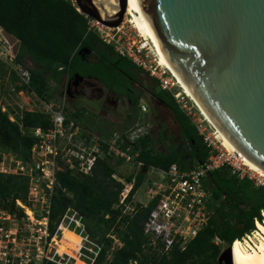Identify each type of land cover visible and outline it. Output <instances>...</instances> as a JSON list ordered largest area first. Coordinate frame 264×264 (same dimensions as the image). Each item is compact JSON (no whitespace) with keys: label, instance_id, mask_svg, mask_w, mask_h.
<instances>
[{"label":"trees","instance_id":"obj_1","mask_svg":"<svg viewBox=\"0 0 264 264\" xmlns=\"http://www.w3.org/2000/svg\"><path fill=\"white\" fill-rule=\"evenodd\" d=\"M0 26L10 31L20 40L14 55V62L23 64L25 59L32 62L27 67L30 72V89L43 99L56 98L57 90L76 69L80 46L89 48L100 44V63L110 69L122 68L129 74L141 71L131 60L117 54L111 45L101 42L97 34L86 30V19L70 0H0ZM11 82L19 81L16 72H8ZM158 85V81L154 79ZM16 90L26 88L14 84ZM174 115L179 127L182 145L166 143L168 135L163 129L153 135L151 132L139 137L132 145L136 160L143 163L137 172L122 173L118 170L123 160L98 159L90 175L72 174L70 171L57 173L61 188L70 193L67 196L57 189L51 198L49 214V233L52 235L56 225L67 207L76 210L83 217L85 232L90 239L101 246L92 264H219L222 248L213 238L216 236L227 245L239 239L254 227V219H260L264 210V189L254 187L247 179H238L225 168L208 173L205 184L211 192L213 214L207 224L191 240L185 250L173 249L168 255H159L146 246L143 223L147 219L155 200L147 205L133 203L131 211L117 205L123 184L113 174L125 181L134 179L133 187L126 198L131 199L145 178L144 167L153 165L167 168L176 163L190 168L204 161L209 148L198 134L189 115L183 111L169 91L159 88L153 94ZM138 101H136L137 105ZM67 116L81 121L85 126L87 118L84 108L77 104ZM139 104L137 105V109ZM137 113L129 114L132 120ZM18 122L9 120L7 113L0 109V148L26 159L34 138L28 129L33 126L44 128L50 125L48 116L38 111H24ZM103 133V132H102ZM160 143L163 150L156 148ZM28 178L26 176L0 171V209L16 212L15 200L26 201ZM18 215L21 212L17 211ZM64 240L74 250L81 240L80 236L62 226ZM117 240L119 246L114 247ZM44 264H57L46 260Z\"/></svg>","mask_w":264,"mask_h":264},{"label":"built area","instance_id":"obj_2","mask_svg":"<svg viewBox=\"0 0 264 264\" xmlns=\"http://www.w3.org/2000/svg\"><path fill=\"white\" fill-rule=\"evenodd\" d=\"M70 1L76 7L74 0ZM83 15L88 32L97 34L102 42L111 45L118 54L127 57L136 67L156 79L158 86L169 91L179 107L185 111V105L178 99L180 92L172 91V87L176 86L172 77L158 65L155 54V58L150 57L148 52L150 49L144 44V40H136L131 35V29L124 25L125 13L117 26H108L93 17ZM135 33L140 36L136 28ZM7 46L8 54L13 61L11 69L16 72L19 85L26 88L16 90L12 87V93L21 100L10 106L4 103L0 106L1 111L7 113L10 121L18 122L21 130L22 124L18 120L22 118L24 111L46 114L50 125L46 128L42 126L29 128L28 132L34 138L29 156L23 159L14 154L13 170H0L28 178L26 201L15 200L16 209L21 215L19 216L17 211L11 213L0 209V264H43L46 260L66 264L61 259L63 255L69 257L70 255L59 252L54 240L58 233L62 234V226L71 227L81 238L77 249L74 250L77 254L75 258H84L82 259L84 262L92 264L101 246L85 232L83 217L76 210L67 207L54 233L52 235L49 233L50 203L53 194L57 189H61L70 196L67 190L60 187L57 173L67 170L72 174L90 175L96 161L104 158L134 162L138 168H142L143 163L135 159L137 153H133L131 148L136 139L151 132L152 124L144 118L146 106L139 104L137 121L127 125L123 130L114 128L107 133L93 131L81 121L67 116L64 96L49 99L38 97L30 89L28 68L14 62L11 46L8 43ZM26 94L35 97L34 100L30 97L27 100L24 96ZM191 121L209 148L207 158L190 168H183L176 163L170 164L167 168L153 165L145 167L146 182L143 195L146 202L138 201L142 205H147L153 200L155 203L143 223V234L147 239L146 246L159 255H168L173 249L185 250L188 243L207 224L213 214L211 192L205 184L209 172L225 168L236 178L247 179L254 187L264 189L263 174L247 166L238 151L225 149L219 141V145L215 144L216 142L205 134V128L201 123L192 118ZM113 177L123 184L117 205H123L125 210L131 211L133 200L131 199L130 204L126 202V198L133 187L134 179L125 181L115 174ZM260 214V219H254V227L236 239L245 250L257 247L261 238L264 240V232L259 227L260 225L264 227L263 209L260 210ZM11 218L18 221L17 226L11 222ZM23 231L29 232L30 238ZM29 241H33V244ZM213 241L216 244L222 242L216 236ZM129 264L137 263L132 261Z\"/></svg>","mask_w":264,"mask_h":264},{"label":"water","instance_id":"obj_3","mask_svg":"<svg viewBox=\"0 0 264 264\" xmlns=\"http://www.w3.org/2000/svg\"><path fill=\"white\" fill-rule=\"evenodd\" d=\"M117 1L109 14L94 0H74L80 13L108 26L125 13L127 0ZM136 2L167 65L217 130L264 172V0ZM0 33L15 55L20 40L2 26ZM219 264H232L230 247Z\"/></svg>","mask_w":264,"mask_h":264},{"label":"rangeland","instance_id":"obj_4","mask_svg":"<svg viewBox=\"0 0 264 264\" xmlns=\"http://www.w3.org/2000/svg\"><path fill=\"white\" fill-rule=\"evenodd\" d=\"M127 18V16H126ZM124 25H126L128 27V29H131V35L138 41H142V37L138 36V34L135 33V28L129 23L127 22V20H125ZM131 37V36H130ZM151 46V44H150ZM150 57L155 58L154 57V50L150 51L148 50ZM13 63V61L11 60L10 55L8 54V46H7V42L5 41V39L3 38V36L0 33V106L3 105L5 103L6 106H10L12 104H14L15 101H20L21 98L17 97L14 93H12L11 89L12 87H14V84L19 85V81H15V82H11L10 77H9V70L11 69V64ZM25 67H29L32 66V62L29 59H25L24 63L22 64ZM166 74H169L166 72ZM138 80H140L142 82V86H144V96L149 100H151V97L149 96V94H147V91L149 90L148 85H146L147 80H150V76L146 73H142V74H138L137 76ZM152 78V77H151ZM152 85V84H151ZM179 90L181 96H178V99L181 101L182 105H185L184 110L185 112L190 116V118L196 120V122L201 123L203 125L204 132L205 134L209 135V138L216 142L215 144L219 145L218 141H220L219 138H216L214 135V129L212 128V126L206 122L204 120V118L200 115L198 109L196 108V106L194 105V103L188 99L187 97L184 96V94L181 93L180 89H178V87L173 86L172 87V91H176ZM25 98L28 100V97L31 98V100H34L35 97L33 96H29L28 94L24 95ZM57 96L61 97L64 96L65 98V104L67 106V109L69 111L73 110V104H71L68 100H67V96L64 94V84H61L57 90ZM80 107L84 108V115L87 118V123H86V127L90 128L93 131L96 132H107L110 131L111 129L117 128L119 130H123V128H125L127 125H130L134 122L137 121V116L136 114L134 115L132 120H127L125 119L123 116L120 117H116V115H113L112 118H103V117H95L92 112H90V109L87 108L86 106H92L91 104L82 101L81 103L77 104ZM151 106L154 108L152 109V111H150V118L148 115H145L144 118H146L147 120H150L151 123L153 124V126H155V128L152 131V134H156V129L159 126H163V134L164 135H168V138L165 140L166 143L164 144H171V143H175V144H179V142L181 141L180 136H179V132H178V126L177 123L175 121V117L173 115V113L169 110V109H165L164 107L161 108L158 106V104L154 103V101H152ZM116 111H121V109H118V107H115ZM112 121H116V123L112 122ZM161 124V125H160ZM156 148L159 150H163V146L160 143L156 144ZM14 154L7 152L5 150H2L0 148V170L1 169H5V170H13L14 167ZM141 168H138L134 162H123L118 170L122 173H128V172H133L134 174L137 173ZM145 182H146V178H144V181L142 183V185L140 186V188H138L137 192H135L134 197L132 198L133 203L135 202H139L138 200L141 199L143 202H146L145 200V196L144 191H145ZM11 222L14 225H18V221L16 219L11 218ZM69 229H72L71 227H69ZM73 230V229H72ZM25 233H27V236L29 235V232L23 231ZM78 234V232H77ZM28 238H30V236H28ZM59 238V239H58ZM55 243H56V247L57 250L59 252H65L67 254L70 255H63V259H61L64 263L66 264H87L86 262H84V258L80 259V258H75L77 257V254L75 253L74 249L72 248V246H70V243H68L67 240H64L63 237L61 236L60 233L57 234L56 238H54ZM29 243L33 244V241H29ZM53 245V243H52ZM119 242L117 240H115L113 242V246L117 247L119 246ZM222 251L221 254L218 258V263L224 258V255L227 253V249L229 247V245H227L224 242L220 243ZM54 249L52 248L51 251H53ZM57 258H60L59 255H56ZM45 262V261H44ZM42 264V263H41ZM44 264V263H43Z\"/></svg>","mask_w":264,"mask_h":264},{"label":"flooded vegetation","instance_id":"obj_5","mask_svg":"<svg viewBox=\"0 0 264 264\" xmlns=\"http://www.w3.org/2000/svg\"><path fill=\"white\" fill-rule=\"evenodd\" d=\"M87 49L88 52L82 51L78 53L79 49ZM100 50H105L100 44L89 48L87 46H80L77 50L79 54L78 62L76 63V71L68 76L64 83V94L71 104H78L82 101L91 104L86 107L95 117L112 118L123 116L127 119L129 114L137 113V105L144 104L147 111L154 109L151 106L152 101L161 107L162 102L153 94L159 90V86L150 77L147 80L148 85L147 94L151 100L144 96V86L138 80V74L141 71H134V74H129L122 70V68L110 69L103 63H100ZM152 84V85H151ZM136 101H138L136 105ZM115 107L121 111L114 110ZM116 123V121H112ZM161 125V124H160ZM155 126L152 127V131ZM160 126L157 127V131ZM182 145V142H179Z\"/></svg>","mask_w":264,"mask_h":264},{"label":"bare ground","instance_id":"obj_6","mask_svg":"<svg viewBox=\"0 0 264 264\" xmlns=\"http://www.w3.org/2000/svg\"><path fill=\"white\" fill-rule=\"evenodd\" d=\"M94 3L99 7V9H101L102 13L107 12L109 14H112L118 10L117 0H94ZM98 4H101V6H99ZM125 14L127 16V22H129L140 33V36L143 38L142 40H144V44L148 46V49L152 51L154 50L153 53L155 54L156 62L158 63V65L164 68L167 73H169L176 87L180 89L181 93L184 94L185 97H187L194 103L200 115L204 118L206 122H208L212 126V128L214 129L215 137L220 139V144L229 151H238L239 155L242 157L244 163L247 166L264 175V172L259 167H257L244 154H242L227 138H225L217 130V128L205 114V112L194 99V97L191 95V93L187 90V88L183 85V83L167 65L150 35L149 29L136 0H127ZM178 96H181V94H178ZM259 227L264 232V227L262 225H260ZM230 251L232 256V264H264V240L262 238L260 239L259 243H257V247H254L251 250H245L244 248H241L238 240H236L231 245Z\"/></svg>","mask_w":264,"mask_h":264},{"label":"crops","instance_id":"obj_7","mask_svg":"<svg viewBox=\"0 0 264 264\" xmlns=\"http://www.w3.org/2000/svg\"><path fill=\"white\" fill-rule=\"evenodd\" d=\"M102 42V41H101ZM104 43V42H103ZM113 48V47H112ZM113 50H114V48H113ZM115 51V50H114ZM116 52V51H115ZM117 53V52H116ZM118 54V53H117ZM120 55V54H119ZM140 69V68H139ZM123 70V69H122ZM141 70V69H140ZM141 72H143L142 70H141ZM144 73V72H143ZM167 108V107H165L164 105H162L161 106V108ZM168 109V108H167ZM138 110V109H137ZM138 112V111H137ZM145 115H148L149 116V118H150V116H151V114H150V111H146L145 112ZM150 121V120H149ZM176 121V120H175ZM151 122V121H150ZM177 123V122H176ZM152 124V123H151ZM177 126H178V123H177ZM152 127H153V124H152ZM163 129V126H160V129H158V131L159 130H162ZM157 130H156V134H157V132H158ZM108 132V131H107ZM107 132H105V133H107ZM178 132H179V127H178ZM151 133H152V128H151ZM153 135H155V134H153ZM124 162V161H123ZM197 164V163H196ZM195 164V165H196ZM144 171H145V167H144ZM117 176V175H116ZM119 177V176H118ZM251 183V182H250ZM252 184V183H251ZM253 185V184H252ZM140 188V187H139ZM138 190V189H137ZM137 192V191H136ZM135 194V193H134ZM134 197V196H133ZM139 200H141V199H139ZM136 203V202H135Z\"/></svg>","mask_w":264,"mask_h":264}]
</instances>
